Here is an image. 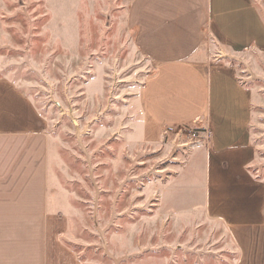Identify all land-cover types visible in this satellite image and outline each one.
Returning <instances> with one entry per match:
<instances>
[{
    "label": "rangeland",
    "instance_id": "rangeland-1",
    "mask_svg": "<svg viewBox=\"0 0 264 264\" xmlns=\"http://www.w3.org/2000/svg\"><path fill=\"white\" fill-rule=\"evenodd\" d=\"M126 2L0 0V78L45 120L49 264H231L224 221L192 204L199 169L183 168L202 143L191 128L157 143L134 136L152 64L133 44ZM226 58L251 96L253 170L264 179V49Z\"/></svg>",
    "mask_w": 264,
    "mask_h": 264
},
{
    "label": "crops",
    "instance_id": "crops-1",
    "mask_svg": "<svg viewBox=\"0 0 264 264\" xmlns=\"http://www.w3.org/2000/svg\"><path fill=\"white\" fill-rule=\"evenodd\" d=\"M125 22L152 64L136 140L209 129L183 171L197 167L192 204L224 221L231 264H264V179L253 170L252 102L226 57L264 49V0H127ZM227 54V56L225 55ZM185 176V175H184ZM49 142L34 99L0 78V264H49Z\"/></svg>",
    "mask_w": 264,
    "mask_h": 264
},
{
    "label": "built area",
    "instance_id": "built-area-1",
    "mask_svg": "<svg viewBox=\"0 0 264 264\" xmlns=\"http://www.w3.org/2000/svg\"><path fill=\"white\" fill-rule=\"evenodd\" d=\"M192 126H195V125H189V126H185V127H189L191 128V134H190V137L192 139H195L197 142H200V143H208L211 139V132L209 131V129H201L200 130H196L197 128L199 127H192ZM202 133V134H201Z\"/></svg>",
    "mask_w": 264,
    "mask_h": 264
}]
</instances>
